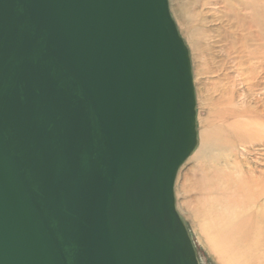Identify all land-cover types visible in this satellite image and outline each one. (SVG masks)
<instances>
[{
	"label": "water",
	"instance_id": "1",
	"mask_svg": "<svg viewBox=\"0 0 264 264\" xmlns=\"http://www.w3.org/2000/svg\"><path fill=\"white\" fill-rule=\"evenodd\" d=\"M195 108L168 0H0V264H198Z\"/></svg>",
	"mask_w": 264,
	"mask_h": 264
},
{
	"label": "rangeland",
	"instance_id": "2",
	"mask_svg": "<svg viewBox=\"0 0 264 264\" xmlns=\"http://www.w3.org/2000/svg\"><path fill=\"white\" fill-rule=\"evenodd\" d=\"M168 8L188 50L196 99L197 142L176 174L175 208L198 264H217L194 208L212 194L215 202H241L246 179L264 176V57L256 56L260 41L246 40L221 5L168 0Z\"/></svg>",
	"mask_w": 264,
	"mask_h": 264
},
{
	"label": "bare ground",
	"instance_id": "3",
	"mask_svg": "<svg viewBox=\"0 0 264 264\" xmlns=\"http://www.w3.org/2000/svg\"><path fill=\"white\" fill-rule=\"evenodd\" d=\"M206 3L221 5L224 17L236 24V30L245 33L242 35L246 40L260 41V53L256 56L264 57V0H206ZM253 30L256 34H252ZM246 182L241 202L232 196L223 203L215 202L208 191L210 197L203 208H194L203 222L202 230L211 251L208 254H213L217 264H264V176L248 178ZM227 189L232 186L227 184ZM203 262L207 264L206 259Z\"/></svg>",
	"mask_w": 264,
	"mask_h": 264
}]
</instances>
